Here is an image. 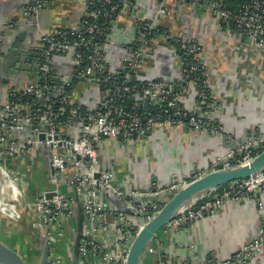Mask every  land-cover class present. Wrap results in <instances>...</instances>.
<instances>
[{
  "label": "built area",
  "instance_id": "2783aa9c",
  "mask_svg": "<svg viewBox=\"0 0 264 264\" xmlns=\"http://www.w3.org/2000/svg\"><path fill=\"white\" fill-rule=\"evenodd\" d=\"M52 1L28 0L21 8L22 22L40 32L35 63L26 59L30 67L37 69L31 81L14 87L0 104V210L5 206L20 208L32 217L33 225L49 244L59 238L72 246L75 230L74 236H70V226L74 227L75 199H78L83 215L78 262L88 264L90 259L97 258L104 264H126L135 235L163 204L128 202L138 221L111 211L96 189L95 173L99 174L102 189L110 190L117 200L141 193L112 186V173L97 166L98 143L105 138H119L128 145L147 137L152 130L183 124L193 131L210 128L212 134L226 135L222 127L211 128L208 124L209 107H214L218 100L210 90L198 42L172 34L163 26L166 0H154L152 10L143 8L136 0H83L76 23L42 32L38 17ZM172 1L180 4L185 0ZM187 1L212 12L219 24L236 31L243 41L259 49L264 47V0ZM122 14L129 18V25L120 42L122 46H118L114 25ZM14 25L8 23L7 27L13 29ZM159 47L178 65L175 83L144 70L150 66L158 68V61L155 64L153 61ZM80 82L88 83L94 92L90 104L78 98L75 101L76 85ZM192 85L197 87V93L195 108L190 109L185 106L183 96ZM143 99L148 100L146 108ZM37 148L44 149L47 166L54 170V190L28 199L21 177L2 162L30 156ZM263 149L264 132L259 137L244 138L235 150L215 159L207 172L249 165ZM202 175L195 174L154 194L175 193ZM59 179L71 189L72 197L58 190ZM263 187L264 171L213 189L182 210L161 233L174 234L215 213L223 204L246 200ZM45 193L53 195L47 198ZM110 228L118 243L115 250ZM103 235L106 236L99 239ZM262 246L264 224L234 254L207 264H249ZM159 248L154 237L145 253L156 254L160 258L158 264H178L170 257L162 259ZM47 264H61V260L48 257Z\"/></svg>",
  "mask_w": 264,
  "mask_h": 264
},
{
  "label": "crops",
  "instance_id": "0c3cea01",
  "mask_svg": "<svg viewBox=\"0 0 264 264\" xmlns=\"http://www.w3.org/2000/svg\"><path fill=\"white\" fill-rule=\"evenodd\" d=\"M26 1L28 0H0L2 62H13L16 57L22 58V55L14 53L16 47L24 54L35 50L39 43L40 32L31 24L22 22L21 8ZM136 2L148 10H152L155 4L154 0ZM165 5L167 15L163 26L166 30L179 34L188 41H197L201 48L200 61L208 70L209 87L218 100L214 107H209L208 124L211 128L222 127L226 135L212 134L210 128L193 131L183 124L152 130L147 137L128 145H124L118 138L102 139L97 145V166L101 170L111 172L112 186L125 192H141L151 187L162 188L167 186L175 175L180 182L184 181V178H191L192 174L202 175L208 171L215 159L235 150L242 139L253 136L258 131L264 132V47L259 49L254 44L243 41L236 31L219 24L212 12L196 8L191 1L185 0L176 4L172 0H166ZM82 6L83 0L50 2L39 14L40 31L52 32L76 23L81 16ZM8 23H15L14 28H8ZM128 25L129 18L126 14H122L114 25L118 46H122L120 42L128 30ZM158 51L160 52L153 61L154 64L158 61V68L150 66L144 70L154 72L155 76L164 80L169 77L176 79L179 74L177 63L171 61L167 51L162 53L161 48ZM5 55L10 57L5 60ZM140 71L144 74L143 70ZM32 78L33 71L11 76L0 72V104L7 100L8 92L14 87L26 84ZM89 88L90 85L86 82L76 85L75 101L78 98V101H85L84 103L93 102L94 92L88 91ZM196 91L195 85L186 90L183 100L187 108H195ZM2 164L21 177L23 181L20 180V183H25L26 198L31 199L39 193L54 190L53 176L47 166L43 148H37L30 156L7 160ZM57 181L58 190L65 196L72 197L67 184L60 179ZM100 198L113 212L128 206L127 202L115 199L113 193L107 189H102ZM166 200L167 197L162 195L159 204H164ZM126 215L130 220L138 221L135 214ZM0 216L11 221L13 227L19 230L16 234L19 238L14 237V244H18L17 249L14 244L10 248L1 240L0 245L16 255L18 253V257L21 254L36 256L40 251L38 243H41L42 239L36 241L31 233L32 230L37 231L32 217L20 208L12 206H5L0 210ZM107 220L111 223L112 218L108 216ZM262 224L264 187L246 200L223 204L215 213L174 234L158 233L155 239L160 244L162 259L170 257L178 264H207L234 254L255 236ZM70 230V236L73 237L75 222L74 227L70 226ZM109 235L115 250L118 243L112 236L111 228ZM55 240L49 244V259L59 257ZM22 248L25 253L21 251ZM69 250L68 254L65 253V264H72L71 244ZM159 260L156 254L145 253L141 264H158ZM77 264H80L78 260ZM88 264L104 263L92 258ZM249 264H264V246L254 254Z\"/></svg>",
  "mask_w": 264,
  "mask_h": 264
},
{
  "label": "water",
  "instance_id": "95a60500",
  "mask_svg": "<svg viewBox=\"0 0 264 264\" xmlns=\"http://www.w3.org/2000/svg\"><path fill=\"white\" fill-rule=\"evenodd\" d=\"M16 51V52H15ZM14 53L21 56L22 58H15L13 62H2L0 60V72L2 74L8 75H16L23 74L25 72L36 71V67H30L26 62L27 58L32 59V64L35 63V59L38 57V49L32 52H24L21 53L20 48L16 47ZM10 56L5 55V60H7ZM82 81H85L82 79ZM166 82L172 84L175 83V79L168 78ZM148 103L147 99H143V106L146 108ZM263 134V132L258 131L253 136L259 137ZM252 135L246 137L245 139H249L253 137ZM42 138V136H40ZM119 139V138H118ZM241 142V141H240ZM257 149V148H256ZM76 160L79 158L76 156ZM52 176L54 175V170L50 168ZM264 171V149L259 153L249 165L245 166H236L227 169H220L215 171H210L202 176L196 178L195 180L190 181L185 187L179 189L175 193L171 194H154L161 189H164L171 185H176L180 181L178 180V176H174L171 178V181L167 186H162V188H149L148 190H141V195L132 196L131 198L123 199L120 201L124 203L130 202L132 204H156L159 203L160 197L162 195L167 197V200L159 210V212L148 222L144 223L140 230L135 235L133 242L130 245L127 257L126 264H141V260L145 254L146 247L151 243L154 237L163 230V228L174 219L182 210L191 206L196 201L202 199L213 189L218 187L231 184L235 181L248 178L251 175L259 174ZM195 174H192V177ZM94 180L96 181V189L99 193L102 192V187L99 183V174L95 173L93 175ZM188 180L189 178H184ZM131 192H137L131 190ZM52 193H45L47 198H50ZM76 201V212H75V236L74 242L72 245V264H77V253L78 247L80 243V239L82 237L83 230V215L80 208V203L78 199ZM118 212L124 214H135L130 210L128 206L124 208L118 209ZM49 257V243L46 237L42 238L39 258L36 264H47ZM0 264H25L23 260L16 256V254L10 252L0 245Z\"/></svg>",
  "mask_w": 264,
  "mask_h": 264
},
{
  "label": "rangeland",
  "instance_id": "374dc122",
  "mask_svg": "<svg viewBox=\"0 0 264 264\" xmlns=\"http://www.w3.org/2000/svg\"><path fill=\"white\" fill-rule=\"evenodd\" d=\"M88 91L90 90V88L89 89H87ZM4 167L5 168H7V166L4 164ZM15 175V174H14ZM34 183H31V185H33ZM37 185H39L38 183H37ZM57 228H54V230H56ZM19 233V230L17 229V228H15V227H13V224H12V222L11 221H7L6 219L4 220V219H2V217L0 216V238H3V240L2 239H0L1 240V242L3 243V244H5V245H7L8 247H10V248H12V244H14L15 242H16V240L14 241V237H16L17 235L16 234H18ZM23 233V232H22ZM32 235L36 238V241H39L40 239H42V238H40V234H39V232L38 231H33L32 230ZM24 234V233H23ZM24 235H26V236H29L27 233H25ZM31 235V234H30ZM18 237V236H17ZM19 238V237H18ZM17 239V238H16ZM31 239V238H30ZM32 240V239H31ZM14 241V242H13ZM55 245H56V248H57V255H59V257H60V260H61V264H65V262H66V257H65V253H69V246L68 245H66V243H65V241L63 240V239H59V238H57L56 240H55ZM18 244H14V246H16V248L15 249H17V246ZM23 245V244H22ZM41 246V243H38V248ZM39 250V249H38ZM23 253H25V250H24V248H22V250H21ZM20 253V252H19ZM38 254L36 255V256H28V255H24V254H21L19 257L23 260V262H25V264H29V262H30V264H36L37 263V261H38V258H39V253H40V251L39 252H37ZM17 255H19L18 253H17ZM16 255V256H17ZM26 260H27V262H26ZM68 263V262H67Z\"/></svg>",
  "mask_w": 264,
  "mask_h": 264
},
{
  "label": "trees",
  "instance_id": "16d2710c",
  "mask_svg": "<svg viewBox=\"0 0 264 264\" xmlns=\"http://www.w3.org/2000/svg\"><path fill=\"white\" fill-rule=\"evenodd\" d=\"M227 185H229V184H227ZM227 185H224V186L218 187V189H221V188H223V187H226ZM159 233H161V232H159ZM26 262H27V260H26Z\"/></svg>",
  "mask_w": 264,
  "mask_h": 264
}]
</instances>
